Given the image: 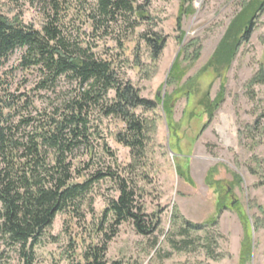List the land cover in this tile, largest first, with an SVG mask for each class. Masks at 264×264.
<instances>
[{
	"label": "rangeland",
	"instance_id": "obj_1",
	"mask_svg": "<svg viewBox=\"0 0 264 264\" xmlns=\"http://www.w3.org/2000/svg\"><path fill=\"white\" fill-rule=\"evenodd\" d=\"M249 2L151 0L147 23L135 29L119 24L108 37L96 39L87 19L95 0H59L62 11L58 19L67 37L80 45L89 43L99 58L123 62L121 77L130 81L142 98L160 97L144 167L126 171L130 151L114 139L123 125L103 118L98 111L90 115L94 127L91 133H95L90 137V147H79L69 159L75 176L81 171L85 179H90L97 172L109 170L126 177L137 206L148 216L146 220L160 219L148 237L138 235L129 222L119 225L107 244L108 264H240L248 237L249 256L244 264H264V136L255 127L264 112V85L250 84L264 69V11L249 41L240 44L233 58L227 59L219 49L231 22ZM0 16L16 18L41 31L53 16V9L49 0H0ZM148 29L165 39L156 63L139 37ZM118 40L122 50L117 48ZM24 54V49H17L0 62V97L10 104L17 103L13 125L26 116L43 115L47 119L55 110H63L78 91L76 84L64 77L53 89L39 90L41 71L21 68ZM174 64L178 68L171 76ZM222 87L223 101L207 124L200 103L213 102ZM167 96L171 98L172 127L163 110ZM108 97L112 98L113 93ZM136 113L143 115L140 110ZM144 116L151 118L152 113ZM177 166H181L182 175ZM185 175L191 184L184 180ZM118 195L115 179L94 183L78 216L55 217L34 248V264H74L81 260L88 245L101 244L113 231V218H103L104 210ZM175 211L181 219L179 225L183 219L203 227V231L191 233V244L180 251L170 244L176 241L179 248L184 239L176 236L172 219ZM241 213L247 218V226L240 219ZM205 239L220 259L206 257ZM0 264L23 262L16 249L0 242Z\"/></svg>",
	"mask_w": 264,
	"mask_h": 264
},
{
	"label": "trees",
	"instance_id": "obj_2",
	"mask_svg": "<svg viewBox=\"0 0 264 264\" xmlns=\"http://www.w3.org/2000/svg\"><path fill=\"white\" fill-rule=\"evenodd\" d=\"M49 1L53 16L46 20L41 31L22 24L16 18L8 20L0 16V62L6 61L15 50L24 49L20 67L24 70L38 68L41 71L42 79L37 85L39 90L53 89L64 77L75 83L78 91L63 110H55L47 119L43 115H40L41 118L26 116L21 117L16 125L12 121L17 116V111L13 110L17 106L16 101L10 104L0 97V242L16 249L23 264H34V248L44 232L52 227L55 217L58 214L78 216L81 203L92 185L104 178H112L116 180L119 195L116 199H110L103 218L112 216L113 231L101 244L88 245L81 260L74 263L108 264L107 244L119 225L129 222L138 235L148 237L155 232L160 219L155 217V220H146L148 216L137 206L133 187L126 177L116 176L109 170L106 173L97 172L90 179H85L81 171H76L75 176L69 159L79 147H90V137L95 134L91 133L94 127L90 115L98 111L103 118L116 120L123 125L114 139L118 145L130 151L131 162L126 171L135 172L144 167L147 145L156 125L155 112L160 105V97L156 96L154 100L142 98L140 91L121 77L123 62L117 64V60L112 57L99 58L92 52L89 43L80 45L67 37L58 19L59 11H62L59 0ZM95 2V8L87 19L96 39L108 37L111 29L119 24H128L135 29L150 20L147 10L151 0H143L142 4H137L135 0ZM263 11L264 0H250L243 6L219 45V49L225 53L224 57L233 58L240 44L249 41L255 22ZM139 37L146 45L150 59L156 63L165 39L149 29ZM117 48L123 49L119 40ZM177 68L174 64L171 76ZM250 84L264 85L263 68L254 75ZM110 93H113L112 98L108 97ZM222 101L223 87L213 102L207 105L200 103L207 124ZM170 102L171 98L167 96L163 110L172 127ZM6 110L10 113H5ZM137 110L143 115L137 114ZM149 113H152L151 118L144 116ZM255 127L264 136V112L256 120ZM27 128L30 131L26 133ZM177 170L182 175L181 166H177ZM183 177L191 184L189 176ZM77 178L82 181H76ZM172 219L176 236L184 238L179 248L176 241H170L173 249H185L192 242L191 233L203 231L201 225L183 219L179 225L181 219L176 211ZM240 219L247 226L245 215L241 213ZM205 240L203 249L206 257L214 261L220 259L208 239ZM248 240L243 244L240 264L248 260Z\"/></svg>",
	"mask_w": 264,
	"mask_h": 264
}]
</instances>
